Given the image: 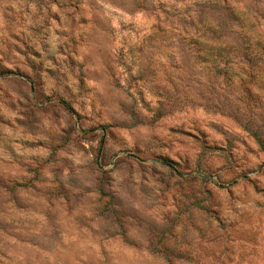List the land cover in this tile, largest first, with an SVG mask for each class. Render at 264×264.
Segmentation results:
<instances>
[{
	"label": "clouds",
	"instance_id": "clouds-1",
	"mask_svg": "<svg viewBox=\"0 0 264 264\" xmlns=\"http://www.w3.org/2000/svg\"><path fill=\"white\" fill-rule=\"evenodd\" d=\"M209 3L211 0H163V4L175 5L181 15L191 6L190 16L193 17L197 6L202 9ZM216 3L223 4V0H216ZM26 6H29L28 0H0V51L9 50L6 47L7 41L17 43L11 39L9 31H15L23 39L21 32L31 36L29 26L42 23L41 20L26 16L22 27H14L5 19L6 15H13L9 9H14L19 16ZM83 6L88 12L90 23L76 34L77 40L83 37L85 42L81 45L78 59L84 62L85 54L88 53L89 59L94 58L95 63L86 65L85 75L90 78L89 87L84 88L83 93L82 81L73 78L72 84L77 97L76 103L80 106L78 111H82L90 123L82 128L79 117L72 120L70 117L57 119L49 116L45 118L37 136L24 135L26 130L19 128V125L16 126L18 131L0 129V178H6L10 182L30 180V173L17 164L21 160L42 169L40 176L46 186L72 197L68 203L69 208L75 206V201L84 192L90 193L92 206L88 208L87 215L80 219L82 223H89L98 236L87 246L71 235L61 236L52 232L43 236L42 233L46 231L43 224L33 227V217L14 213L15 223L7 227L15 233L31 235L41 242V247L21 245L14 236L6 235L2 230L0 238L15 249L9 252L11 264H172L170 257L157 254L166 252V249L156 248L154 234L171 231L174 218L187 205L164 197L167 182L171 179V170L156 165L153 157L170 155L180 166L191 165L195 169L199 148L194 140L179 135V132H199L201 126L211 119L209 112L238 105L242 97L239 93L230 94L231 89L213 88L214 81L210 76L184 71L181 79L176 80L175 88L169 86L149 92L146 106L145 103L138 102L143 98L137 96L136 88L131 83L141 71L145 76L152 71V62L142 57L135 58L136 67L131 79L121 78V87L113 88L112 76H121L118 66L117 71L112 72L119 49L124 48V56H127L126 45L139 42L131 31L125 32L122 26H127L129 22L137 21L142 16L150 22V27L147 31L140 27L136 30L141 36L151 35L155 30L151 25L158 23L155 16L159 15L158 11L153 13L152 6L160 7L161 0H83ZM239 6L250 22L249 27L255 24L256 31L264 35V0H240ZM30 7L33 14L39 15L35 2ZM51 7L54 12L59 11L55 4ZM96 24L107 29L106 32L99 33L100 43H95L98 38ZM53 25L55 26V22ZM167 30L173 47L165 51L176 54V62H184L183 56L178 54L177 37L171 35L180 33L183 29L172 21L168 23ZM240 30L236 25H228L227 35L233 39L226 38V46L239 44ZM187 44L194 54L198 51L192 41ZM146 51L155 55L157 67L160 61L165 65L169 62L166 55L162 56L152 49ZM122 60L123 57L121 62ZM105 64L109 65L107 69L104 68ZM7 66L13 67L12 64ZM98 73H111L107 87L98 88L96 85ZM244 83L247 81H238V86H243ZM129 92L131 95L127 94ZM0 109H3V105H0ZM173 109L183 111L175 112L163 122L159 121L162 113L172 112ZM4 111L13 124L17 119H24L19 111ZM108 127L115 128L116 132L108 140L107 147H103V129ZM93 129H100L96 133V139L83 136L84 131L91 132ZM233 131L242 133L239 127ZM62 132L73 133L71 145H65ZM28 140L44 141L46 147L42 150L25 147L24 142ZM163 145L168 148H163ZM57 149L63 151L57 152ZM137 153H142V157H137L136 168L123 163L129 156ZM251 160L254 166H258L264 162V154L259 158L251 157ZM50 161L55 163L50 164ZM255 179L253 175V180ZM2 182L3 179H0V183ZM173 183L176 181L173 180ZM231 183L232 180L229 179L223 186V207L211 209L216 223L210 224L207 233L204 230L197 232L195 222L191 226L184 223L175 233L177 238L172 243L182 246L186 253L191 252L193 264H264V195L252 192L244 183L240 184L238 190L233 189ZM101 189L112 197L111 203L117 206L120 219L111 213L101 216L103 205L107 203L100 200L98 192ZM25 228L29 229L28 233L24 232ZM118 233L135 245V248L129 249L126 245L113 247L108 237ZM237 240L247 243H234ZM3 241H0V247H3ZM209 241L212 243H208ZM44 247L51 250L42 251ZM233 247L238 249L235 256L232 255ZM218 252L220 255H217Z\"/></svg>",
	"mask_w": 264,
	"mask_h": 264
},
{
	"label": "rangeland",
	"instance_id": "rangeland-1",
	"mask_svg": "<svg viewBox=\"0 0 264 264\" xmlns=\"http://www.w3.org/2000/svg\"><path fill=\"white\" fill-rule=\"evenodd\" d=\"M32 2L36 3L39 15L32 13L30 7ZM52 4H55L59 11L54 12ZM239 4L240 0H223V4L211 0V3L202 9L197 6V12L193 17L190 16L191 6L181 15L175 5L163 4L161 0L160 7L152 6L153 13L158 11L159 15L155 16L158 23L151 25L155 29L151 35L141 36L136 30L140 27L147 31L150 27V22L142 16L137 21L122 26L125 32L131 31L139 42L126 45L127 56H124V48L119 49L117 61L112 65V72H116L118 66L121 76H112L113 88L121 87L119 79H131L136 67L135 58L142 57L152 62V71L147 76L141 71L138 78L131 83L136 88L137 96L143 98L138 102H143L146 106L149 92L169 86L175 88L176 80L181 79V73L184 71L210 76L214 81L213 88L231 89L230 94L239 93L242 97L238 105L225 106L223 110L209 112L211 119L201 126L199 132L193 131L191 134L187 130L179 132V135L194 140L199 148L195 169H192L191 165L180 166L170 155L153 157L156 165L171 170V179L167 182L164 197L182 201L187 205L179 212V216L174 218L171 231L154 234L156 248L166 249V252L161 251L157 254L167 255L172 264H193L192 253H186L182 246L178 247L172 243L177 238L175 233L184 223L191 226L192 222L197 225L195 229L197 232L204 230L207 233L210 224L216 223V217L211 209L223 207L221 193L229 179L232 180L230 186L233 189L238 190L240 184L244 183L252 192L264 195V191H260L264 189V162L254 166L251 160V157L259 158L264 154V35L256 31L255 24L249 27L250 22L242 14ZM28 5L19 16L15 14L14 9H9L13 12L12 16H5L14 27H22L26 16L41 20L42 23L29 26L31 36L21 32L23 39L18 37L15 31H9V36L17 43L7 41L6 47L9 50L0 51V57H3L0 59V105H3V109H0V129L18 131L16 126L19 125V128L26 130L24 135L37 136L41 132L45 118L49 116L57 119L70 117L72 120L79 117L83 128L90 121L82 111H78L80 106L76 103L77 97L72 80L75 78L83 82L81 88L83 93L84 88L89 87L90 78L85 75L86 65L95 63L94 58L89 59L88 53L85 54L84 62L78 59L81 45L85 42L83 37L77 40L76 34L81 28H87L90 23L83 0H28ZM147 10L145 7V11ZM172 21L178 23L183 31L187 30L188 34L205 29L208 34L219 35L222 38L205 40L200 37L202 39L193 41L184 38L183 31L172 33L171 35L177 37L178 54L184 58V62H176V54L165 51L173 47L167 30L168 23ZM229 24L241 29L237 46L225 44L226 38L233 39L227 35ZM96 29L98 38L95 43H100L99 33L106 32L107 29L102 28L100 24H96ZM188 41H192L194 47L198 49L195 54L188 47ZM146 49L155 50L162 56L166 55L169 62L165 65L160 61L157 67L155 55H150ZM8 64H12L13 67L8 68ZM108 67L109 65H104L105 69ZM97 75L99 78L95 83L98 88L107 87L108 76L111 73ZM238 81L247 83L238 86ZM127 94L131 95L130 92ZM4 110L19 111L24 119H17L13 124ZM133 111L136 109L133 108ZM177 111L183 109L164 112L160 115L159 121L163 122ZM236 127L242 129V133H235L233 129ZM99 131L100 129L84 131L83 136L94 140ZM103 132V147H107V142L116 129L108 127L104 128ZM62 134L65 137V145H71L73 133ZM222 137L224 139H221ZM24 146L42 150L46 144L41 140H28L24 142ZM162 147L168 148L167 145ZM61 151L63 149H57V152ZM138 156L142 157V153L129 156L123 163L136 168ZM17 164L19 168L30 173L32 178L17 182L0 178L3 179L0 183V230L6 235L14 236L21 245L41 247V242L31 235L15 233L7 227L15 223L14 213L27 214L33 217V227L44 225L46 231L42 233L43 236L56 232L61 236L71 235L82 245L87 246L94 242L98 233L89 223H82L80 219L81 216L87 215L88 208L92 206L91 194L84 192L75 201V206L69 208L68 203L73 198L56 188L46 186L40 176L42 171L40 167L21 160H18ZM253 175L256 177L255 180ZM173 180L176 183H173ZM98 195L101 201L107 202L103 205L101 216L111 213L120 219L117 206L111 203L112 197L103 189L99 190ZM211 201L215 203H210ZM28 231V228L24 229L25 233ZM108 239L111 240L113 247L126 245L129 249L135 248V245L130 244L119 233ZM0 241H3V238H0ZM234 243L247 242L237 240ZM14 250L7 241H3V247H0V257L3 259H0V264H11L12 257L9 252ZM50 250L48 247L42 248V251ZM237 251L238 249L233 247L232 255L235 256Z\"/></svg>",
	"mask_w": 264,
	"mask_h": 264
},
{
	"label": "trees",
	"instance_id": "trees-1",
	"mask_svg": "<svg viewBox=\"0 0 264 264\" xmlns=\"http://www.w3.org/2000/svg\"><path fill=\"white\" fill-rule=\"evenodd\" d=\"M183 37L188 39V40H193V41H198V39H202V38L205 40L213 39V38L214 39H221L222 38V36H219V35L213 36L211 34H208L205 29L202 31L200 30L199 32H198V30L197 31L195 30L189 34H188L187 30H184L183 31ZM200 37H202V38H200Z\"/></svg>",
	"mask_w": 264,
	"mask_h": 264
}]
</instances>
